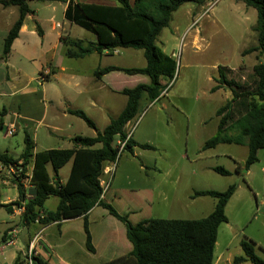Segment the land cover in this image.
<instances>
[{
	"label": "trees",
	"instance_id": "1",
	"mask_svg": "<svg viewBox=\"0 0 264 264\" xmlns=\"http://www.w3.org/2000/svg\"><path fill=\"white\" fill-rule=\"evenodd\" d=\"M29 1L31 0H0L3 7L15 6L19 9V18L5 40L3 59L11 52L25 18L34 13ZM113 1L117 3L116 8H104L98 15H89L73 0L69 1L65 19L96 35L98 41L84 45L81 40H68V45L75 50L69 51L68 55L83 58L95 52L101 54L117 49L142 50L147 63L144 68L108 67L96 71L95 78L99 80L107 73L121 71L128 75L147 76L150 83L122 91L128 98L127 105L103 132L97 131L94 122L83 111H69L96 131L95 137H74L71 140L73 147L70 149L35 153L34 142L29 133L25 132V148L19 159L0 151V164L17 170V173H14V182L19 192V200L16 202L4 204L0 199V209L13 214L14 210L24 208L20 221L23 228H30L37 222L44 227L54 223L61 227L63 221L83 218L86 247L91 253H95L88 215L95 207H100L125 226L127 240L133 247L128 255L106 264H213L218 230L228 221L226 206L237 190L236 184L230 185L223 192L204 190L194 193L193 197H210L216 201L214 211L205 218L199 220L144 218L134 222L131 216L143 213L134 209L127 214H121L114 205L105 202L103 197L109 189L104 192L101 179L106 165L118 163L123 153L128 152L134 156L136 147L153 149L148 144L139 145L130 137L124 150L120 152L117 143L128 138L125 127L138 116L142 100L146 98L150 103H154L174 84L176 61L165 55L158 47L157 41L161 33L170 26L173 15L185 4L195 2L199 6H204L212 0H134L133 4L130 0ZM235 1L243 2L257 11L258 21L253 29L257 33V45L244 50L242 56L258 53L262 62L253 68L255 81L252 89L229 80L226 68L218 67L219 78H214L218 85L211 89V93L226 87L232 93V97L217 111L219 117L217 133L206 141L203 149L205 151L215 149L221 144L247 146L249 153L245 161V170L248 171L259 161V151L264 150V0ZM243 99L248 102L247 111L239 119L233 120L232 106ZM2 128L1 120L0 130ZM70 163L72 166L69 178L62 183L60 170ZM30 164L33 165V171L32 175L28 176L27 168ZM49 167L53 169V176L49 172ZM213 170L223 176L230 175V172L222 167H215ZM237 173H241L240 169ZM27 180L32 186L28 190L25 188ZM50 198L59 200L55 211L45 210V203ZM7 235L4 234L3 240H6ZM241 247L244 255L235 258V264L243 262L264 264V259L256 253L255 243L242 241ZM31 260L32 264H47L39 257L32 256ZM15 264H29L28 257L20 253Z\"/></svg>",
	"mask_w": 264,
	"mask_h": 264
},
{
	"label": "crops",
	"instance_id": "2",
	"mask_svg": "<svg viewBox=\"0 0 264 264\" xmlns=\"http://www.w3.org/2000/svg\"><path fill=\"white\" fill-rule=\"evenodd\" d=\"M69 1H29L30 8L32 3L41 2L44 4V10L41 11L38 8H31L34 13L25 18L19 36L14 41L11 52L5 59H3L5 40L19 18V9L15 6L3 7L0 4V107H2V112L0 110V123L1 120L3 122V128L1 130H6L5 135L8 137L13 136L20 130L28 132L34 142L35 153L53 149H70L73 147L71 140L76 136H82L78 130L80 124H82L80 122H83L86 126L87 124L79 117L70 114L69 111H83L94 122L97 131L103 132L111 120L116 119L127 105L128 98L122 94V91L125 89H133L140 84L150 83V79L147 76L128 75L121 71L107 73L99 80L95 78V72L99 69L108 67L129 68L123 66L120 62L122 52L129 49L104 51L101 54L95 52L83 58H73L68 55L69 51H75L68 45V40H81L84 42V45H87L89 42L96 43L98 41L97 36L87 30L94 38L90 40L77 39L72 38L68 34L67 29L73 25L65 19V11ZM73 1L88 12L89 15H98L104 8L117 7V3L113 0ZM130 3L133 4L134 0H130ZM211 3L213 2L209 1L204 6H201V9H208ZM58 6L62 7V21L58 20L56 16ZM238 7L243 15L242 20L245 31H253L258 21L257 11L248 7L243 2H239ZM214 10L215 7H212L209 14L212 15ZM185 14L188 19L193 21L191 25L189 24L190 26H187L186 31L190 33L195 29V32L191 36L192 42L198 44L204 41L205 38L202 36L200 24L192 29L194 22L202 15L200 10L192 7L187 9ZM176 30L179 31L178 28ZM164 54L174 58L173 54ZM115 57L116 59L113 61L109 59ZM90 59L94 61L90 67H80L81 63ZM146 64L143 67L131 68H144ZM30 68L34 71L30 70ZM29 72L40 76H30ZM52 81L54 83H51ZM51 84H54L56 89H51ZM174 85L175 83L166 95H162L154 103H150L144 98L141 104L146 102L153 108L158 103H161L163 110H167L168 105L164 102V99L169 98ZM91 111L100 114L98 115V119L102 122V126L97 123L98 120L95 117L90 116L89 113ZM137 117L127 124L125 132L127 135L131 134L130 137L139 145H149V143L144 142L145 140L135 136L138 129H136L135 133L132 134L130 132L129 134L128 127L133 124ZM85 125L84 128L88 130V133L84 137H95L96 131L94 129L90 131ZM40 128L52 130L54 134L58 133L59 139L65 146L50 149L42 148L40 150L38 144H36L39 141L38 129ZM51 136L50 133V138H53ZM164 142L165 145H169L171 141L166 137L164 138ZM24 148L25 145L20 155L16 157L12 156L7 149H3L1 152H6L14 159H19ZM139 148L136 147L134 149L135 155ZM203 152H205L204 149ZM162 154L165 158L168 157L164 151ZM258 157L259 161L246 171V177L248 178L247 192L244 190L243 182L239 183L235 194L226 206L228 221L219 227L213 264H235V258L244 255L241 247L242 241H251L255 243V248L260 247L264 251V166L260 165L262 166L260 171L255 169V166L260 164L262 157H264L263 150L259 151ZM157 159L150 165L152 172L145 173L152 179L150 185L136 187L117 184L120 170V165L117 163L114 171L109 176H103L104 182H109L111 179L109 190L103 197L104 201L114 205L121 214H127L134 209H138L142 214L144 210L149 211L160 202H166V204L173 203L180 205L184 209L196 208L199 213L192 220H199L209 216L216 207V201L210 197H193L196 191H204L206 189L196 188L195 186L190 187V185L184 188L182 193L178 188L164 189L163 185L165 184L162 181H156L158 174H160L161 179L164 181V179L171 178L172 170L159 169ZM68 165H70L68 174L66 176L60 175L62 183H65L69 178L72 164L70 163ZM215 167L211 166L205 169L215 172L213 170ZM238 169H240L241 173H237ZM243 169L244 166L240 164L235 170L241 178H243ZM27 170H29L27 175L31 176L33 165L30 164ZM62 170H60L59 174H61ZM14 171V169L3 167L0 164V199L4 204H10L19 200L18 188L14 182ZM49 172L52 176L54 175L52 167H49ZM259 174L261 175L260 177ZM244 180L246 181V179ZM25 188L27 190L32 188L28 180L25 181ZM58 205L59 200L57 198H50L45 203V210L55 211ZM119 205L124 206V209L119 208ZM203 209H206L205 216H199L202 214L201 211ZM98 210L102 212H100V216L105 218V213L103 212L106 210L100 207H95L88 215L93 245L96 250L95 253H91L86 247L83 218L63 221L61 227H58L57 223L46 227L35 224L29 228L25 240L29 243L38 233L42 232L36 243V253L37 257L43 259L47 264H88L80 259V255L88 256L85 250L97 257L103 256L110 258V260L102 264L128 255L133 247L126 239L125 226L117 219L118 222L114 223L110 219V223L121 234L120 240L115 238V233L112 230L98 231L95 236L91 219L93 214ZM21 216L22 212L17 209L14 210L13 214H10L12 218L19 217L20 221ZM136 216V214L132 215L131 219H136ZM74 223H76L77 227L71 226L67 229L64 228L68 224L70 226V224ZM54 227H57L59 230L58 240L52 238L55 237L51 233ZM22 230L23 227L20 222L19 226L8 228L3 235L1 233L0 264H15L20 253L25 255L26 249L20 243ZM71 231H77V234L83 236L81 240L78 239L77 246L74 244L73 239H66ZM5 233L8 235L6 240H3ZM10 241H13V244L9 245L8 243ZM116 252L120 254H116ZM241 264H249V262H243Z\"/></svg>",
	"mask_w": 264,
	"mask_h": 264
},
{
	"label": "rangeland",
	"instance_id": "3",
	"mask_svg": "<svg viewBox=\"0 0 264 264\" xmlns=\"http://www.w3.org/2000/svg\"><path fill=\"white\" fill-rule=\"evenodd\" d=\"M212 2L215 3V10L212 15L209 14L210 10L201 9L202 7L195 2L185 4L173 15L170 26L164 29L158 38V47L164 53L174 55L176 61L175 85L169 98L164 99L168 105L167 110H163L161 103L153 108L146 102L141 104L137 119L128 127L129 134L130 132L135 133L138 129L135 136L145 140L144 142L152 145L154 149L139 148L134 156L128 152L123 153L118 162L120 170L117 184L132 187L150 185L152 179L145 173L152 172L150 165L159 157L160 160L157 159L159 169L172 170L171 178L164 179V181L158 174L156 181H162L165 184L163 185L164 189L178 188L182 193L183 189L190 185V187L195 186L196 188L223 192L230 185H238L243 182L244 190L247 192L248 178L245 170V161L249 153L247 146L221 144L214 150L205 152H203V147L206 141L213 137L218 130L219 117L216 115L217 111L225 106L232 97V93L226 87H222L215 93L210 92L214 86L218 85L217 82L213 81L214 78H219L218 67L226 68V75L229 80H234L247 89H252L255 81L253 68L262 62V58L258 57V53L242 56L244 50L257 45V33L245 31L243 15L238 7L239 2L235 0H212ZM43 5L41 2H35L31 4V8H38L43 11ZM192 7L198 8L202 14L199 17V26L202 28V36L205 39L198 44L192 42L191 36L195 29L190 33L186 31L187 26L191 25L193 21L187 18L185 11ZM56 16L58 20L62 21L61 6L57 7ZM177 28L179 31L176 30ZM67 32L72 38L85 40L94 38L91 33L74 24L67 29ZM122 53L120 62L123 66L129 68L143 67L146 64L142 50L129 49ZM109 59L113 61L116 57ZM92 63L94 61L90 59L81 63L80 67L87 68ZM30 70L33 69L30 68ZM29 75L40 76L33 72H29ZM35 85L37 84L35 83ZM50 87L56 89L54 84H51ZM247 104L245 99L233 104V120L239 119L246 113ZM0 110L2 112V107ZM89 114L95 117L98 120L97 123L102 126V122L98 119L100 114L92 111ZM80 123L82 124L78 128L79 133L86 136L88 130L84 128L83 122ZM85 127L91 131V128L86 125ZM5 133L6 130H0V151L7 149L14 157L20 155L24 147L25 132L20 130L10 137L6 136ZM50 133L53 138H50ZM57 134L46 128L38 129L39 141L36 142L38 148L42 150V148L50 149L65 146ZM166 137L171 141L169 145H165L164 138ZM48 138L49 140H47ZM163 151L167 153V158L162 154ZM240 164L244 166L243 178L239 177L235 171ZM260 165L264 166V157H262L260 164L255 166L257 171H260L262 167ZM211 166L222 167L231 173L229 176H223L205 169ZM69 170L70 165L64 167L60 175L66 176ZM178 177L179 179H177ZM123 207L119 205V208L124 209ZM205 210L203 209L199 216H205ZM100 212L101 210L95 212L91 219L95 236L98 231L112 230L115 233V238L120 240L121 234L114 229L110 219L113 223L118 221L106 211L103 212L105 213V218H103L100 216ZM198 213L196 208L184 209L180 205L160 202L153 209L144 210L142 215H137V218H133V220L134 222L144 218L192 220L198 216ZM19 223V217L12 218L5 210L0 209V240L8 228L19 226ZM71 226L77 227L74 223L70 226L68 224L64 228L67 229ZM51 233L55 236L52 237L53 239H59L57 227H54ZM82 238L83 236L77 234V231H71L66 239H73L77 246L78 239L81 240ZM255 250L264 259V251L260 247H256ZM85 253L88 256L80 255V259L88 264H102L110 260L109 257H97L86 252V250Z\"/></svg>",
	"mask_w": 264,
	"mask_h": 264
},
{
	"label": "built area",
	"instance_id": "4",
	"mask_svg": "<svg viewBox=\"0 0 264 264\" xmlns=\"http://www.w3.org/2000/svg\"><path fill=\"white\" fill-rule=\"evenodd\" d=\"M214 5H215V3H211V4L209 5V8H208L207 10H210L212 7H214ZM205 14H206V12H205ZM199 20H200V19L198 18V19L194 22V24H193V26H192L193 28L197 27V26L200 24V21H199ZM193 28H192V29H193ZM166 93H167V91H165V92L163 93V95H166ZM129 138H130V135H128V138L126 139V141H118L117 146L119 147L120 152L124 150L125 145H126V143H127V141H128ZM116 165H117V163H115V164L112 163V164L106 165V167L104 168V171H103V173H104L103 176H104V175H108V176H109V175L114 171ZM19 172H21V171H19ZM14 173H17V170H15V171L13 172V174H14ZM101 179H102V181H103V177H102ZM102 183H103V189H104V192H106V191L109 189L110 184H109V182H104V181H103ZM18 210H20V211L23 213L24 208H21V209H18ZM37 224H39V223L37 222ZM41 234H42V232L38 233V234L33 238V240H32L31 242L28 243V248L26 249L25 255L28 257V262H29V264H32V260H31V257H32V256L37 257V253H36V243H37V241L39 240ZM8 244H9V245L13 244V241H10Z\"/></svg>",
	"mask_w": 264,
	"mask_h": 264
},
{
	"label": "water",
	"instance_id": "5",
	"mask_svg": "<svg viewBox=\"0 0 264 264\" xmlns=\"http://www.w3.org/2000/svg\"><path fill=\"white\" fill-rule=\"evenodd\" d=\"M29 228L28 227H24L20 236V242L22 243V245L25 247V249L28 248V243L25 240V237L27 236Z\"/></svg>",
	"mask_w": 264,
	"mask_h": 264
}]
</instances>
